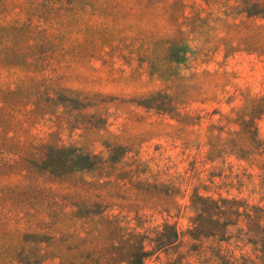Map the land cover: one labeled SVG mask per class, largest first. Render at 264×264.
I'll list each match as a JSON object with an SVG mask.
<instances>
[{
    "label": "rangeland",
    "instance_id": "rangeland-1",
    "mask_svg": "<svg viewBox=\"0 0 264 264\" xmlns=\"http://www.w3.org/2000/svg\"><path fill=\"white\" fill-rule=\"evenodd\" d=\"M251 3L264 6L0 0V264H123L130 232L146 236L143 264L252 257L235 226H194L207 197L264 207V17ZM60 147L92 165L60 171ZM163 225L177 235L155 245Z\"/></svg>",
    "mask_w": 264,
    "mask_h": 264
},
{
    "label": "trees",
    "instance_id": "trees-1",
    "mask_svg": "<svg viewBox=\"0 0 264 264\" xmlns=\"http://www.w3.org/2000/svg\"><path fill=\"white\" fill-rule=\"evenodd\" d=\"M243 11L247 15H259L264 17V6H260L257 3H251L244 7ZM13 60V57L8 59ZM153 94L148 95L145 99H150ZM144 99V100H145ZM143 103V101H141ZM264 106V104H263ZM264 109L262 104L254 106ZM247 134V133H246ZM247 138L255 140L254 134H247ZM57 153H62L61 162L59 164V170L62 172L75 171L80 168L90 167L93 160L88 154L81 153L73 147H60L55 149ZM50 154L46 153L42 162L47 164L48 171L56 172L53 165H49ZM208 207H195L197 209L195 225L201 229L202 237L218 236L224 237L226 230L229 226H235L236 234L229 235V239L234 241H241L243 245L250 246V254L241 253L239 256L227 253L219 249L214 250L211 255V262L215 264H264V207L256 204H247L243 200L233 199H211L205 198ZM208 210L211 212L208 213ZM241 222L238 227L237 222ZM167 225H163L161 230L156 233L155 245H167L172 243L171 236L176 237V231L173 229L171 233ZM130 237L125 241L128 245V252L124 259L123 264H143L145 258L149 255L150 250L144 247V239L146 236L139 234L138 232L127 233ZM118 262L117 260L108 259L103 264H112Z\"/></svg>",
    "mask_w": 264,
    "mask_h": 264
}]
</instances>
